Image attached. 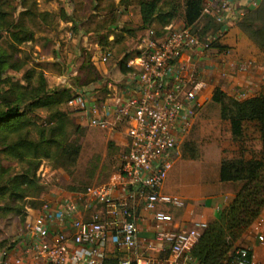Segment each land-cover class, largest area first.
Here are the masks:
<instances>
[{
    "label": "built area",
    "instance_id": "1",
    "mask_svg": "<svg viewBox=\"0 0 264 264\" xmlns=\"http://www.w3.org/2000/svg\"><path fill=\"white\" fill-rule=\"evenodd\" d=\"M217 4V0H205L201 17L223 23L222 16L214 13ZM198 30L182 25L162 37L149 33L125 63L137 80L136 93L116 99L108 108L112 121L97 107L89 108L91 126L125 125L128 148L121 155L118 172L106 183L75 189L44 204L29 227L36 259L45 264H105L110 259L117 264H198L190 251L206 224L174 226L171 209L184 207L185 200L161 191L180 135L190 128L200 105L204 82L191 57L197 50L210 49L223 32L201 35ZM109 56L107 51L101 60ZM67 104L86 109L81 94ZM91 206L93 211L83 215V209ZM140 209L148 215V236L139 231ZM50 224H56V230ZM230 258L229 264H254L249 247L235 249ZM0 264L26 263L6 257Z\"/></svg>",
    "mask_w": 264,
    "mask_h": 264
},
{
    "label": "rangeland",
    "instance_id": "2",
    "mask_svg": "<svg viewBox=\"0 0 264 264\" xmlns=\"http://www.w3.org/2000/svg\"><path fill=\"white\" fill-rule=\"evenodd\" d=\"M98 1L99 3L94 6L90 4V0H27L26 9L27 12L31 11V14L22 15L24 9L22 0H4L2 9L7 13L6 15L10 16L8 18L13 23L16 21L23 23L24 27L34 32V37L33 40L18 45L10 39L7 31H0V47L13 54L12 62L20 66L18 70L9 67L5 69L4 74L7 82L2 86V99H7L10 95L14 97L12 90L14 86L20 88L21 91H28L31 87L40 88L38 82L40 75L45 81L43 88L45 87L47 90L67 87L69 93L74 96L82 91L86 84L89 86L100 84L102 86L97 88L103 90V86H105L103 83L111 81L110 76L98 79L96 74L93 75L90 67L88 70L92 81L89 79L87 80L89 83L84 84L87 79L85 76L82 77V80L75 78L81 70L82 61L80 62V60L90 58V54L94 52V43H90L85 48L82 47L81 41L75 34H72L73 38H69L68 32L73 29V26L65 24L64 19L60 18L61 11L65 8L73 18L79 21L76 23L80 26L79 30L84 31L87 26L98 30L96 31L99 33L98 40L100 37L104 39L110 32L120 35V38L125 40L136 38L135 31L141 29V22L138 6L134 4L139 0H122L117 5L114 4V0ZM166 1L170 0H159V8L162 11L166 6ZM171 1L174 4L177 3L180 14L182 0ZM250 9L254 11L247 17L248 20L245 22L243 30L247 31L252 42L260 44V46L258 45L261 48L257 64L261 66L260 72L264 75V0L255 1V5H251ZM43 13H46V17L43 16ZM116 13H119L117 18L115 17ZM107 14L111 15L107 17V21H104ZM96 16L98 18L94 20L93 18ZM154 24L160 27L157 23L154 22ZM123 27L133 30L132 34L125 32L126 36L123 37L120 34ZM205 27L209 30L212 29L215 34L225 30V25L218 22L213 25L207 24ZM12 30L11 28L9 32L11 33ZM17 30L18 28L14 32ZM94 33L92 35L96 36ZM206 33L208 32L206 31ZM141 38L138 39L141 40ZM104 46L107 45L104 44L102 47ZM76 63L80 65L77 70L73 71L70 68L72 65L75 67ZM27 77H30V80L26 81ZM97 79L98 81H96ZM67 103L61 104L58 111L65 113L69 120L66 119L64 127L59 129L57 134L51 133L52 127H57L56 122L52 119L53 110L37 108L34 109V114H30L32 123L27 128L29 137L38 140L40 132H43V136L50 139L54 146H52L50 158H41L38 161L35 171L38 188L34 190V200L27 197L18 204L13 203L19 206L14 210H10L8 213L0 211V240L5 243V250L0 252V258L6 259L16 244L26 237L27 232L30 231L31 220L28 218L30 214L36 215L42 210L45 203L67 192L106 183L119 170L120 158L128 143L125 138L126 127L118 126V129L122 130L121 134H108L105 129L91 126L88 122L81 124L79 117L81 112L70 107ZM219 109V105L216 103L203 102L202 108L198 113L196 112L190 128L180 135L174 162L177 159H182L185 162L177 161L175 165L173 164L174 170L168 178L170 188L167 189L168 192L184 194L186 200L190 193L200 190L203 182L201 176L199 177L198 161L207 163L204 167L208 168L210 162L217 161L222 147L225 152H231L234 155L258 156L260 141L255 125L247 123L243 137L240 139L231 138L229 137L228 121L220 118ZM61 145L80 146L79 154L74 162L63 155L61 149L58 148ZM190 156L196 158H190ZM1 158L9 172H18L23 166L26 167L20 162L3 158V156ZM192 159L195 160L192 161ZM4 203L5 200H0V205ZM32 204L35 205L34 208L30 207ZM9 244H13L14 247L6 248Z\"/></svg>",
    "mask_w": 264,
    "mask_h": 264
},
{
    "label": "trees",
    "instance_id": "3",
    "mask_svg": "<svg viewBox=\"0 0 264 264\" xmlns=\"http://www.w3.org/2000/svg\"><path fill=\"white\" fill-rule=\"evenodd\" d=\"M120 1L122 0H119V3ZM204 3L205 0H182L180 14L178 13L179 6L177 3H172L171 0L166 1L165 7L168 8L164 7L163 11L159 8V0H139L134 4L138 6L141 29L147 28L154 22L165 27L180 16L185 26H192L194 30L199 29V33L205 35L208 30L205 26L215 23L212 18L201 17ZM2 4H4V0H0V31H7L10 39L18 45L33 40L34 32L24 27L23 23L18 21L13 23L8 18L10 16L6 15L7 13L2 9ZM26 5L27 0H22V7L24 8L22 15L31 14V11L27 12ZM253 11L250 9L249 13L242 19L243 21L238 23L248 39L249 34L243 30L245 29L243 27L248 20L247 17ZM43 16L46 17V13H43ZM61 17L64 20H72V16L68 15L64 9L61 11ZM11 28L13 30L10 33ZM17 28L18 30L14 32ZM132 31L123 27L120 32L132 34ZM225 34V31L218 34L210 43V47L225 52L229 48L221 42ZM118 36L120 35H115L116 38ZM101 38H99L100 60L110 49L108 37L102 38L103 40ZM104 44L107 46L102 47ZM252 44L260 51L259 43V46L254 42ZM12 58L13 54L0 47V105H2L0 107V200H5V203L0 205V211L4 213L19 207L15 204L27 197L34 200L35 195L33 193L38 188L35 177L38 161L41 158H50L52 155V146L54 145L50 139L43 136V132H40L38 140L29 137L27 128L32 123L30 114H34V109L37 108L53 110L52 119L56 122L57 127L53 126L51 133L57 134L58 130L64 127L68 118L65 113L58 111L59 106L67 103L74 96L69 93L67 87H56L51 90L43 88L45 81L40 75L38 81L40 88L31 87L28 91H21L20 88L14 86L12 87L14 97L10 95L7 99H2V86L7 82L4 74L5 69L7 67L16 70L20 68L19 64L12 62ZM83 76L87 78L86 81L91 79L87 63L81 64L80 73L75 78L82 80ZM25 80H30V77ZM86 81L84 84L89 83ZM210 101L219 105L220 118L228 121L229 137L240 139L245 134L246 124L252 123L256 127L260 141V150L256 157L253 155L245 156V154L234 155V153L225 152L224 147H222L218 170L219 179L221 182H238L240 186L231 202L220 210L217 218L206 224L198 241L190 251L191 256L197 260L198 264H229L230 254L237 248V241L259 217L264 208V94L237 99L227 95L219 87H215ZM58 148L61 149L67 159L74 162L79 154L80 146L61 145ZM1 156L25 164L26 167L23 166L18 172H9V169L3 164ZM190 158L196 157L190 156ZM30 207L34 208L35 205L32 204ZM34 216L30 214L28 218L32 221ZM4 244V241L0 240V252L5 250ZM13 247V244H9L6 248L11 249ZM2 260L3 257L0 258V261ZM105 264H117V260L110 259Z\"/></svg>",
    "mask_w": 264,
    "mask_h": 264
},
{
    "label": "crops",
    "instance_id": "4",
    "mask_svg": "<svg viewBox=\"0 0 264 264\" xmlns=\"http://www.w3.org/2000/svg\"><path fill=\"white\" fill-rule=\"evenodd\" d=\"M255 1L257 0H217L218 4L215 5L216 9L214 8V13H219L222 16V24L225 25L226 32L224 39H222L221 42L229 48L225 52H220L215 48L203 51L197 50L191 57L198 78L204 82L197 113L202 108L203 102L210 101L215 87H219L227 95L236 97L237 99L264 94V75L260 72L261 66L257 64L259 61L257 58L259 57L260 51L252 44L238 25L239 21L249 13L251 5H253ZM113 2L117 5L119 0H114ZM98 3V0H90V4H93L94 6ZM221 6L225 7L222 8ZM64 10L66 11L65 8ZM66 13L70 15L69 11H66ZM118 14L119 13H116V18ZM110 15L111 14H107L104 21H107V17ZM121 15L125 17L123 14ZM96 18H98V16L93 19L95 20ZM178 18H176L178 20H173L167 25L168 27H157L156 24L152 23L145 29L135 31L136 38L133 37L130 40H128V38L126 40L123 38L121 39L120 36L116 38V34L110 32L107 37L111 49L110 56L106 61L99 59V40L97 39L99 33H96L98 30L94 27L87 26L84 31H81L79 30L80 26L76 25L78 21L77 19L72 17V20H64L65 24L73 26V29H70V32H68L69 38H73L74 35L72 36V34H75L81 41L82 47L84 46L85 48H87L90 43H94V52L90 54L91 57L83 58L80 62L87 63L88 67L92 69L93 75L96 74L98 79L110 76L111 80L103 83L106 87L103 86V90L101 89L102 91L97 88L102 86H100V84L92 86L86 84L83 86L82 91L77 93L83 96L86 107V109L76 108V110L81 112L79 113L81 124H86L88 122L90 117L88 110L92 106L97 107L101 115L107 114L109 121L113 120L112 113L108 111V108L115 104L116 99L126 98L137 91V80L131 75L130 69L125 65L129 55L136 52L142 46L143 38L149 33L153 36L162 37L168 30L184 25L181 17ZM200 23H202V21H200ZM210 30L208 29L207 32H214L212 29ZM94 32L96 33V36L92 35ZM120 34L123 35V37L126 36L125 32H121ZM139 37H142L141 40L138 39ZM79 65L80 64L76 63L75 67L72 65V68L70 69H73V71L77 70ZM98 79L96 81H98ZM120 125H115L114 127L110 126L106 128L105 131L108 134H121L122 130L118 129V126ZM126 131L127 130H125V138L128 142L126 145L127 150L129 139ZM219 155L221 156V153ZM220 156H218L217 161L210 162L208 168L207 166L206 168L204 167L207 163L198 161L199 177L201 176L203 184L200 190L190 193L186 200L184 194L179 195L178 193L168 192L170 189L168 178L172 175L175 163L177 161H185L177 159L174 162V165L164 180L161 189L165 194L175 195L185 200L184 207L171 209L174 216V226L184 228L192 227L200 223L208 224L214 221L220 210L225 208L231 202L240 185L238 182L220 181L218 176L219 164L221 161ZM194 160L195 159H192V161ZM192 161L189 162L191 163ZM68 194L69 192L60 195V197H65ZM93 208L94 206H91L89 209H83L82 214L85 216L89 215L90 212L93 211ZM39 214L40 212H37L34 218ZM137 223L140 234L142 236H148L150 234L148 230V215L141 209ZM50 228L51 230H56V224H50ZM34 240L35 237L30 231H28L26 237L16 244L14 249L8 253L7 257L21 258L26 264H45L41 260L35 258L34 251L31 249ZM236 245L237 248L249 247L253 255L254 264H264V208L259 217L243 233Z\"/></svg>",
    "mask_w": 264,
    "mask_h": 264
}]
</instances>
